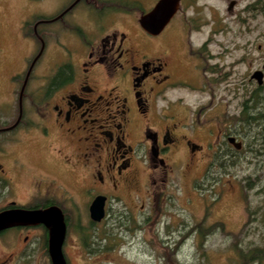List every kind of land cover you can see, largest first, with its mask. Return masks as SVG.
Instances as JSON below:
<instances>
[{
    "label": "flooded vegetation",
    "instance_id": "flooded-vegetation-1",
    "mask_svg": "<svg viewBox=\"0 0 264 264\" xmlns=\"http://www.w3.org/2000/svg\"><path fill=\"white\" fill-rule=\"evenodd\" d=\"M156 1L147 8L144 0H52L50 7L45 0L21 2L14 38L28 47L21 71L7 73L0 89V212L59 209L67 264L71 227L82 215L94 228L115 223L113 208L121 203V219L129 220L135 208L134 229L147 226L152 233L176 160L188 168L193 160L231 157L242 147L226 130L224 105L215 97L235 64L224 70L220 61L233 52L221 45L222 56L213 55L209 39L194 47L185 40L180 51L168 47L166 32L179 10L156 34L139 23ZM230 1L231 11L237 0ZM263 66L264 58L245 76L257 87ZM257 71L261 82L253 76ZM192 77L202 79V86ZM177 89L200 90L210 100L192 108L176 97ZM226 92L235 95L236 88ZM238 116L228 124H237ZM97 197H103L104 214L95 221L90 207ZM73 236L81 250L91 247L90 239ZM48 246L44 223L0 231V252L7 258H49Z\"/></svg>",
    "mask_w": 264,
    "mask_h": 264
},
{
    "label": "rangeland",
    "instance_id": "rangeland-1",
    "mask_svg": "<svg viewBox=\"0 0 264 264\" xmlns=\"http://www.w3.org/2000/svg\"><path fill=\"white\" fill-rule=\"evenodd\" d=\"M149 1L144 0L146 8ZM21 2L0 1V89L7 73L21 71V56L28 47V42L14 38L16 22L23 15ZM51 2L45 0L44 4L50 7ZM166 34L165 44L174 50H182L185 40L194 47L209 39L213 55L222 56L221 45L233 52L220 61L224 70L232 61L235 64L230 67V79L217 85L222 91L215 97L224 105L226 130L235 134L242 147L231 157L193 160L188 168L183 167L184 160H176L157 211L158 226L151 230L153 235L147 226V230L134 229L135 208L129 220L121 219L126 215L121 203L113 208L115 223L94 228L82 215L80 224L71 227L66 244L68 260L71 264H243L242 252L244 257L252 256L244 264H264V80L257 87L256 81L245 78L264 58V0H237L231 11L229 0H182ZM190 81L202 86V79L192 77ZM233 86L235 95L226 92ZM174 93L192 108L210 100L200 90L177 89ZM237 116V124H228ZM73 233L90 239L92 245L86 252L105 251L87 254ZM152 236L155 239L149 245ZM255 250L260 251V257L255 258ZM2 261L50 264L46 256L7 258L0 252Z\"/></svg>",
    "mask_w": 264,
    "mask_h": 264
},
{
    "label": "water",
    "instance_id": "water-1",
    "mask_svg": "<svg viewBox=\"0 0 264 264\" xmlns=\"http://www.w3.org/2000/svg\"><path fill=\"white\" fill-rule=\"evenodd\" d=\"M235 0L230 1V5ZM181 0H157L154 6L139 17L141 27L151 34L159 33L171 18L180 10ZM264 68V66H263ZM261 71L253 74L261 82ZM20 119V114L17 121ZM13 124L11 127H14ZM8 129V128H6ZM228 140L239 148L241 143L234 137ZM103 197H97L90 207L93 220H100L104 214ZM44 223L49 229V259L51 264H67L63 253V243L66 236V224L59 209L52 207L45 210L12 209L0 212V231L15 225H34Z\"/></svg>",
    "mask_w": 264,
    "mask_h": 264
},
{
    "label": "trees",
    "instance_id": "trees-1",
    "mask_svg": "<svg viewBox=\"0 0 264 264\" xmlns=\"http://www.w3.org/2000/svg\"><path fill=\"white\" fill-rule=\"evenodd\" d=\"M257 255V257H255V258H258V257H260L259 256V254H260V251H258V250H255V252H253V255ZM244 254L242 253V252H240L239 253V256H240V258L242 259V261H243V264L248 260V259H250L252 256H247V257H244L243 256ZM254 258V257H253ZM241 264H242V262H241Z\"/></svg>",
    "mask_w": 264,
    "mask_h": 264
}]
</instances>
